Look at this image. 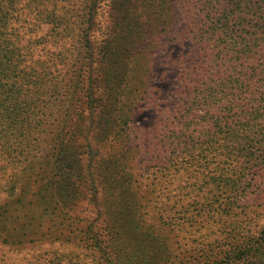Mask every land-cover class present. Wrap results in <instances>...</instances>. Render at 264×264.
I'll list each match as a JSON object with an SVG mask.
<instances>
[{"label": "trees", "instance_id": "1", "mask_svg": "<svg viewBox=\"0 0 264 264\" xmlns=\"http://www.w3.org/2000/svg\"><path fill=\"white\" fill-rule=\"evenodd\" d=\"M108 1L0 0V264H264V0H112L101 30ZM160 63L174 102L146 131Z\"/></svg>", "mask_w": 264, "mask_h": 264}, {"label": "rangeland", "instance_id": "2", "mask_svg": "<svg viewBox=\"0 0 264 264\" xmlns=\"http://www.w3.org/2000/svg\"><path fill=\"white\" fill-rule=\"evenodd\" d=\"M111 2L112 0L105 3L104 10L100 13L99 22H100L101 30H105L106 27H108L109 25H112L113 23V19H112L113 13L112 11H110ZM183 27L181 26L180 30H182ZM177 43L178 42H175L170 45V47L168 48V51L162 55V61H165V59H167V56L170 53V49L172 48H173V53L171 55H173V57H177L179 55L180 49L179 47H177L178 46ZM185 47H189V50H190V48L192 47V44L186 43ZM169 70L170 68L164 65V63H160L156 67L155 75L153 76L154 79H153V85H152L154 87L153 93L155 97L150 102L151 105H149L143 111V113L139 116V119H138L140 126L144 127L146 131H151V128L154 127L157 122H159V120L161 119V116H163L165 113L168 112L166 106L174 102V101L165 102V99H168V100L172 99V93L174 92L176 88L174 80L179 70L175 69L172 72H169ZM102 154L103 155L101 156V158H103L102 160L104 161L117 157V154L110 153L107 151H103ZM143 154H144L143 159H147L151 155L150 152L143 153ZM119 157L120 159L122 158V159L132 160L130 155H126V154H121ZM141 158L142 156H140L138 159H141ZM122 159L121 161H124ZM130 164L132 165V162ZM137 165L134 168L135 173H137L141 167V165H138V166ZM130 172H132V170ZM118 173L119 171H117L116 177H118V181H120L121 183L122 176L121 174H118ZM81 181H84V179L82 178ZM4 184H5V181L1 180L0 181V202L1 203L6 199L5 197L8 196L7 191L4 190L2 187L4 186ZM115 186L116 184L113 186L107 185L105 199L109 205H113V203L115 204L114 209H113V213H114L113 214V225L116 228H119L120 233H122V237H123L121 239L122 248L132 253L133 251L136 250L137 247H142L140 251L142 253H148L147 255H149V252L151 253L154 248H153V245L148 240L150 239L148 237V232L147 231L145 232L141 229L140 224L137 222V219L135 218L137 216L132 214V210H130L129 208H124V207H129L130 204L126 199L121 197L117 191H115ZM122 205H126V206L122 207ZM79 210L83 211L86 214V216L90 215V211L87 210L86 207H82ZM114 218H115V221H114ZM261 221L262 222L264 221V215ZM0 249H1V246H0ZM147 261L143 260L142 263L144 264Z\"/></svg>", "mask_w": 264, "mask_h": 264}]
</instances>
